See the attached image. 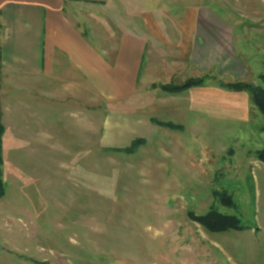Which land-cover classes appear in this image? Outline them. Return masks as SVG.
<instances>
[{
    "label": "rangeland",
    "instance_id": "rangeland-1",
    "mask_svg": "<svg viewBox=\"0 0 264 264\" xmlns=\"http://www.w3.org/2000/svg\"><path fill=\"white\" fill-rule=\"evenodd\" d=\"M131 1L132 24L149 39L145 66L156 60L152 39L168 49L162 46L171 68L149 76V88L189 80V72H176L172 57L175 19L193 0ZM195 2L235 22L243 82L264 88V76L252 75L263 63H255L259 38L251 26L253 15L264 17V7L256 0ZM87 14L81 9L85 29ZM212 78L217 86L215 79L241 82L232 75ZM76 89L64 87V138L41 129L36 146L12 129L2 136L0 264H228L223 232H209L188 214L205 215L213 207L236 216L241 229L261 228L253 244L232 239L240 264H264V166L256 158L264 149L262 114L257 126L252 117L228 127L224 119L211 124L194 113L172 124L179 120L173 115L189 111V96L158 88L144 102L140 93L114 107L77 101ZM138 140L144 142L134 152H120Z\"/></svg>",
    "mask_w": 264,
    "mask_h": 264
},
{
    "label": "crops",
    "instance_id": "crops-1",
    "mask_svg": "<svg viewBox=\"0 0 264 264\" xmlns=\"http://www.w3.org/2000/svg\"><path fill=\"white\" fill-rule=\"evenodd\" d=\"M256 2L264 7V0ZM131 4V0H0L3 135L12 129L14 133L28 135L26 142L36 146L42 145L37 137L41 129L45 131L42 133L64 138L65 86H78L73 96L77 101L114 107L140 93L144 102L149 91L157 92L162 83L149 88L148 79L162 70L161 67L171 68L167 45L152 39L150 53L156 60H152L153 66H145L149 39L132 24ZM187 6L186 13L175 19L179 36L172 58L178 67L176 72L187 71L190 79L203 77L205 82L188 91L169 93L185 96L187 100L186 96L190 97L189 111L173 115L179 120L170 122L185 123L189 114L194 113L198 119H210L211 124L218 118L224 119L228 127L241 125L252 117L253 126H257L261 117L252 105V98L221 86V83L234 82L215 79L217 86L212 81L213 75L220 79L232 75L244 81L245 65L236 45L235 22L195 0ZM81 9L88 13L85 21L89 28L81 24ZM252 17L251 26L258 32L260 52L256 55L260 60L255 63H263L258 73L252 68V75L261 78L264 76V17ZM240 27L246 31L249 25ZM142 110L141 106V109L126 111L134 115ZM259 171L264 172V167ZM259 231L261 228L256 226L222 233L221 252L228 264H240L233 239L242 238L253 244L258 240Z\"/></svg>",
    "mask_w": 264,
    "mask_h": 264
},
{
    "label": "trees",
    "instance_id": "trees-1",
    "mask_svg": "<svg viewBox=\"0 0 264 264\" xmlns=\"http://www.w3.org/2000/svg\"><path fill=\"white\" fill-rule=\"evenodd\" d=\"M205 79L202 78H195L186 81L181 85H174V84H161L159 88L168 92V93H178L185 91L187 89L198 87L203 85ZM222 87L227 88L232 91H247L250 93V97L252 98V105L253 107L264 116V88L256 87L252 84H248L246 82H237L232 84H224L221 83ZM171 127H173L171 125ZM3 136V128L0 122V146ZM144 141L138 140L132 146V148L125 149L120 152L123 153H132L138 148ZM256 158L264 164V149L258 150L256 152ZM0 165H3L2 157H1V148H0ZM5 195V186L4 181L2 179L1 171H0V199L3 198ZM230 198H224L225 201H228ZM231 202V201H230ZM190 218L195 222L202 225L206 230L212 233L216 232H226L230 230H240L242 227L239 223V220L236 216L227 215L221 213L214 207L211 208L205 215H196L194 212L188 213Z\"/></svg>",
    "mask_w": 264,
    "mask_h": 264
}]
</instances>
